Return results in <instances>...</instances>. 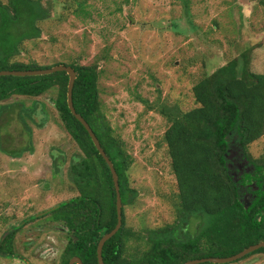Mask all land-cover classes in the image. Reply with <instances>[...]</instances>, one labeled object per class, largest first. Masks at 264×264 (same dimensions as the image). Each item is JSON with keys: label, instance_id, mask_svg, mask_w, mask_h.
<instances>
[{"label": "rangeland", "instance_id": "obj_1", "mask_svg": "<svg viewBox=\"0 0 264 264\" xmlns=\"http://www.w3.org/2000/svg\"><path fill=\"white\" fill-rule=\"evenodd\" d=\"M87 8L90 17L63 21L53 10L30 51L43 64H100L101 109L133 158L129 178L138 196L126 206V225L142 237L127 253L138 254L147 247V230L178 220L179 188L165 140L170 123L161 110L195 107L193 85L248 48L251 69L264 73V6L262 0H90ZM56 96L54 88L0 101V108L11 106L0 116V146L23 149L19 157L0 149V239L21 224L14 241L22 256L0 255V264H62L67 226L49 216L28 220L79 195L69 170L82 150L63 126ZM249 150L264 156V135ZM199 224L193 217L186 231ZM222 264H264V252Z\"/></svg>", "mask_w": 264, "mask_h": 264}, {"label": "trees", "instance_id": "obj_2", "mask_svg": "<svg viewBox=\"0 0 264 264\" xmlns=\"http://www.w3.org/2000/svg\"><path fill=\"white\" fill-rule=\"evenodd\" d=\"M89 1L55 0L46 5L43 0H0V70H35L56 64L75 69L76 111L90 124L119 175L123 223L104 245L105 264H183L196 258L231 256L263 241L264 156L253 157L249 146L264 135V73L251 69L248 48L240 54L241 59H231L193 85L195 107L184 110L173 105L161 110L170 123L165 140L179 188L178 220L174 225L147 230V247L138 249V254L127 253L131 241L142 237L126 225L125 214L138 191L130 185L132 155L101 109L100 64L79 60L43 64L30 51V45L38 47L44 38V22L52 18L53 10L59 21L71 14L86 19L91 15ZM68 83L66 71L0 76V101L14 94L39 96L57 89L55 107L64 128L82 150V155L73 157L69 170L79 195L39 216L63 222L73 232L63 251V264L73 256L81 257L84 264H99L98 243L118 222L117 194L107 161L69 108ZM6 108H0V116L11 106ZM0 147L12 155L21 154V149ZM245 196H249L248 206ZM34 216L31 220L38 217ZM193 217L199 218L200 224L191 233L186 229ZM20 228L8 230L0 239L2 255L19 256L14 238ZM255 252H264V247ZM208 263L212 262L201 264Z\"/></svg>", "mask_w": 264, "mask_h": 264}, {"label": "water", "instance_id": "obj_3", "mask_svg": "<svg viewBox=\"0 0 264 264\" xmlns=\"http://www.w3.org/2000/svg\"><path fill=\"white\" fill-rule=\"evenodd\" d=\"M57 71H66L68 73L69 83H68V92H67V102H68L69 108H70L71 112L83 123V125L89 131V134H90L95 146L99 150L100 154L107 161V163L111 169L113 180H114V185H115L116 194H117L116 205H117L118 222H117V225L115 226V228L113 230H111L110 232H107L103 235V237L100 239V241L98 243V247H97L99 264H105L104 259H103L104 245L108 239H110L114 234H116V232L121 228L122 223H123V202H122V196H121V190H120L119 175H118V173L114 167L113 162L111 161L109 156L106 154L104 148L102 147L98 137L94 133L90 124L87 122V120L80 113H78L76 111V108L74 106V101H73V90H74V85H75V81L77 78V73H76L75 69L70 65L56 64V65L49 67V68H41V69H35V70H0V76H10V75H13V76H35V75L51 74V73H54ZM246 201L248 202L246 206H248L249 200H246ZM57 207H58V205L53 206L52 208L44 210V212L43 211L39 212L35 216L43 215L44 213H46V212H48L54 208H57ZM8 232H6L3 235L2 239L7 235ZM262 247H264V240L257 243V244H252V245L246 247L245 249H243L242 251H240L236 254H233L231 256H212V257L196 258V259L187 260L183 264H201V263H205V262H212V263H218V264L227 263V262L237 260L241 257H244L247 254H250V253H252V252H254V251H256ZM75 263L83 264L80 257H77V256L73 257L69 262V264H75ZM145 264H150V263H145Z\"/></svg>", "mask_w": 264, "mask_h": 264}, {"label": "flooded vegetation", "instance_id": "obj_4", "mask_svg": "<svg viewBox=\"0 0 264 264\" xmlns=\"http://www.w3.org/2000/svg\"><path fill=\"white\" fill-rule=\"evenodd\" d=\"M8 111V110H7ZM7 111H4L3 113H2V115H4V117H5V115H9L8 113H7ZM4 148V147H3ZM0 149H1V147H0ZM2 150V149H1ZM20 150V149H19ZM19 150H16V151H19ZM3 151V150H2ZM14 151V150H13ZM22 151H23V149H21V154H22ZM3 152H5V151H3ZM5 153H8V152H5ZM8 154H10V153H8ZM20 154V155H21ZM10 155H12V154H10ZM20 155H13V156H15V157H19ZM61 171V170H60ZM55 174H59V173H56V171H55ZM245 200H248V196H245ZM36 215V214H35ZM34 216V214L31 216V218H28V220L30 221L31 219H32V217ZM43 217V216H42ZM38 218H40V216H38V217H35V219H38ZM22 223H25L24 221L22 222ZM15 227H18V228H20L21 227V224H15V226H13L12 228H10V229H8V230H14L15 229ZM68 228V230L71 232V234H70V238L69 239H71V238H73L74 237V234H73V232L70 230V228L69 227H67ZM8 232V231H7ZM75 241H77V238L75 239ZM69 242H70V240L68 241V243H67V245L69 244ZM30 243H32V242H27V244H30ZM14 244H15V247H16V242L14 241ZM67 245L65 246V248L67 247ZM98 247V246H97ZM65 248H64V250H65ZM17 249V248H16ZM19 254V256H17L18 258H21L22 256L20 255V253H18ZM0 255L1 256H4V257H6V258H15V256H10V255H8V256H6V255H2L1 253H0ZM97 255H98V253H97ZM73 257H75V256H73ZM72 257V258H73ZM77 257H79V256H77ZM71 258V259H72ZM22 259H24V257L22 258ZM70 259V260H71ZM80 259H81V257H80ZM70 260H69V262H70ZM82 260V259H81ZM69 262H68V264H69ZM83 262V261H82ZM62 264H63V262H61ZM98 263H99V261H98ZM75 264H77V263H75ZM84 264V263H83Z\"/></svg>", "mask_w": 264, "mask_h": 264}, {"label": "crops", "instance_id": "obj_5", "mask_svg": "<svg viewBox=\"0 0 264 264\" xmlns=\"http://www.w3.org/2000/svg\"><path fill=\"white\" fill-rule=\"evenodd\" d=\"M263 73V72H262Z\"/></svg>", "mask_w": 264, "mask_h": 264}]
</instances>
